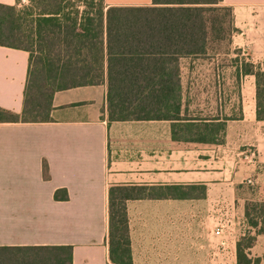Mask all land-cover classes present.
Segmentation results:
<instances>
[{
	"label": "crops",
	"instance_id": "crops-1",
	"mask_svg": "<svg viewBox=\"0 0 264 264\" xmlns=\"http://www.w3.org/2000/svg\"><path fill=\"white\" fill-rule=\"evenodd\" d=\"M152 3L105 0L106 9ZM0 4L21 9L29 1L0 0ZM224 5L233 8L238 29L232 48L246 61L261 64L264 0H224ZM86 9L84 2L70 9L76 12V34L82 42L95 40L85 34ZM104 41L103 83L57 92L51 122L0 124V248L71 246L73 264H112L111 187L203 185L207 192L200 199L127 202L133 264H221L218 241L215 247L210 241L224 235L200 227L219 222L221 203L229 197L239 200L237 188L250 184L247 175L256 174L257 160L247 174L232 163L228 154L232 140H249L241 147L249 145L252 157L257 154L264 163V121L256 118V78L243 75L241 66L220 69L184 63L183 115L194 121H224L238 104L239 69L244 118L226 121L225 142L220 145L174 141L169 121L109 122L106 33ZM29 59L24 50L0 46L1 109L22 113ZM251 229L242 236L256 237L248 256L264 264V232ZM239 241L230 247L237 249ZM190 242L200 244L201 250L192 251ZM210 251L212 259L205 258Z\"/></svg>",
	"mask_w": 264,
	"mask_h": 264
},
{
	"label": "trees",
	"instance_id": "trees-1",
	"mask_svg": "<svg viewBox=\"0 0 264 264\" xmlns=\"http://www.w3.org/2000/svg\"><path fill=\"white\" fill-rule=\"evenodd\" d=\"M28 1L30 7L23 10L0 4V46L30 54L23 111L16 114L0 108V124L51 122L57 92L103 83L105 33L110 123L169 121L174 141L220 145L225 142L226 121L244 118L239 69L235 75L238 104L224 121H194L182 114L185 61L214 60L232 49L238 29L233 8L224 5V0H153L152 6L107 9L105 0ZM81 2L87 5L85 34L94 41L77 38V16L70 9ZM241 68L243 75L256 78V118L263 122L264 59L259 65L244 62ZM206 189L203 185L111 187V263L133 264L129 200L200 199ZM258 217L262 222L259 232H264L263 205ZM250 225L259 226L252 221ZM255 242L251 235L238 242V264H260V259L253 261L247 253ZM0 264H73V248H0Z\"/></svg>",
	"mask_w": 264,
	"mask_h": 264
},
{
	"label": "rangeland",
	"instance_id": "rangeland-1",
	"mask_svg": "<svg viewBox=\"0 0 264 264\" xmlns=\"http://www.w3.org/2000/svg\"><path fill=\"white\" fill-rule=\"evenodd\" d=\"M30 7V2L27 7L21 8L19 10H23ZM246 61V57L242 56L241 53H238L235 49H231L228 53H221L220 56L216 57L214 60L210 59H199L195 62L185 61V65L192 66L203 65L209 66L212 64V67H219L220 69H226L228 67L241 66ZM246 138L235 137L232 140V145L228 154H230L232 162L235 166L244 168L243 174H247L250 166L253 162L257 160L256 166V174L247 175L245 179L247 181H251L250 184L241 185L237 188L236 198L239 200L233 201L232 197L226 198L225 202L221 203L222 215L221 219L217 223H208L201 225L202 228H210L212 230H216L217 227H221L224 229V238L216 239L214 236L212 237V241H210V246H216V241H218V245L221 253V264H237V249H232V243L234 241H239L242 239L244 234H247L249 231H253L254 227H251L250 221L254 223H258L259 226L257 228L262 227V222L259 219V207L261 205L264 206V163L261 161L259 156L252 157V152L250 151V146L246 145L241 147L242 142H248ZM254 141V140H253ZM253 150V149H252ZM243 153V155H240ZM249 157V159H247ZM252 157V161L251 158ZM258 157V159H257ZM244 159V162L239 163L240 159ZM251 161V162H250ZM254 169V168H253ZM251 170V169H250ZM250 172V171H249ZM250 213V217L248 218L246 213ZM248 236V235H247ZM228 242V243H227ZM227 243V245H225ZM184 244V243H182ZM200 244L197 246V242L195 245L193 243H189L190 249L192 251L196 249H200ZM196 246V247H194ZM194 247V248H193ZM197 252V250H196ZM210 253V255H209ZM206 253L205 258L212 259V251ZM252 258V257H251ZM257 258L253 256V261ZM258 260V259H257Z\"/></svg>",
	"mask_w": 264,
	"mask_h": 264
},
{
	"label": "built area",
	"instance_id": "built-area-1",
	"mask_svg": "<svg viewBox=\"0 0 264 264\" xmlns=\"http://www.w3.org/2000/svg\"><path fill=\"white\" fill-rule=\"evenodd\" d=\"M215 233L218 234V235H224V229L219 227V228L216 229Z\"/></svg>",
	"mask_w": 264,
	"mask_h": 264
}]
</instances>
